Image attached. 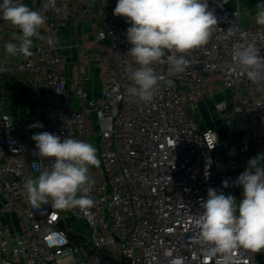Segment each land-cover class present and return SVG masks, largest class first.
<instances>
[{"label": "built area", "instance_id": "obj_1", "mask_svg": "<svg viewBox=\"0 0 264 264\" xmlns=\"http://www.w3.org/2000/svg\"><path fill=\"white\" fill-rule=\"evenodd\" d=\"M16 2L46 18L33 38V55L11 56L17 69L35 73L33 96L45 101L46 118L43 128L14 131L12 114L0 111V264H218L194 216L209 188L233 195L237 203L243 199L234 181L244 156L264 144V88L249 81L232 58L233 47L243 43H255L264 57L256 11L253 24L245 26L240 3L208 0L217 17L209 42L188 54L191 64L182 74H173L166 63L154 65L161 82L145 104L126 98L132 83L127 67L136 65L127 53L131 25L124 17L121 25L108 20L117 0ZM230 27L234 36L226 33ZM14 32L19 30L0 19V49L6 54ZM66 39L76 48L75 77L67 74ZM92 64L108 73L97 92L84 84ZM202 103L226 117L224 132L200 125ZM44 131L97 149L100 166L90 169L92 208L29 203L25 179L51 167L31 139ZM77 220L89 233L74 225ZM234 264H264V250L239 249Z\"/></svg>", "mask_w": 264, "mask_h": 264}, {"label": "clouds", "instance_id": "obj_2", "mask_svg": "<svg viewBox=\"0 0 264 264\" xmlns=\"http://www.w3.org/2000/svg\"><path fill=\"white\" fill-rule=\"evenodd\" d=\"M113 15L124 17L131 25L127 29L131 44L127 53L136 67H127L132 83L126 89V98L145 104L154 100L161 82L154 65L166 63L173 74L184 73L191 64L188 54L205 46L217 27L208 0H117ZM0 19L19 30L12 34L15 42L5 44V51L10 56L30 58L33 38H38L46 18L26 4L2 0ZM255 19L264 28V0L256 5ZM226 33L235 35L232 27ZM47 43L55 46V38L49 36ZM259 52L255 43L237 44L232 58L249 81L264 88V57ZM166 83L171 85L172 81ZM114 90L118 91V86ZM28 127L43 128V124L36 122ZM31 139L37 155L50 160L51 167L25 179L29 203L37 208L50 202L58 209L92 208L94 201L89 193L95 181L90 169L100 166L95 146L74 138L62 140L47 131L34 133ZM234 183L243 188L239 203L233 195L209 188L207 199L200 203L202 211L194 216L200 238L208 246L209 255L219 256L218 264H234V253L239 249L254 253L264 250V153L249 159ZM222 184L229 186L227 181Z\"/></svg>", "mask_w": 264, "mask_h": 264}, {"label": "crops", "instance_id": "obj_3", "mask_svg": "<svg viewBox=\"0 0 264 264\" xmlns=\"http://www.w3.org/2000/svg\"><path fill=\"white\" fill-rule=\"evenodd\" d=\"M73 43L68 39L65 40V49L70 57L67 67L69 77H75L79 74L76 69L77 55ZM15 61L16 59L0 49V111L11 113L14 121V131H22L28 125L45 120L46 103L44 100L35 99L33 96L35 73L17 69ZM100 70V66L96 64H92L87 69L84 75V84L88 91L97 92L101 85L108 81V73ZM204 106L207 105L202 103L201 107ZM209 112L211 116H204L201 111H197V119L200 125L202 127L216 125L221 132H224L226 127L222 122L226 117L216 114L212 110H209ZM259 146L253 147L252 152L244 158L246 157V160H249L260 154ZM246 167L247 162L243 167L244 170Z\"/></svg>", "mask_w": 264, "mask_h": 264}, {"label": "rangeland", "instance_id": "obj_4", "mask_svg": "<svg viewBox=\"0 0 264 264\" xmlns=\"http://www.w3.org/2000/svg\"><path fill=\"white\" fill-rule=\"evenodd\" d=\"M259 2H261V0H227V4H229L231 7H236L238 3L241 4L243 23L245 26H250L251 24H253V21L250 23V19L254 15V12L256 11V5ZM198 111H201L204 116H207V115L211 116L207 106L200 107ZM263 146L264 145L259 146L261 153H264V147ZM245 160H246V157L243 158V162L241 163V171L242 172L244 171L243 167L245 166V163L249 161L247 159L248 161L246 160V162H245ZM74 225L76 227H80V230H82L83 232L89 233V228L83 220H77L76 222H74Z\"/></svg>", "mask_w": 264, "mask_h": 264}, {"label": "water", "instance_id": "obj_5", "mask_svg": "<svg viewBox=\"0 0 264 264\" xmlns=\"http://www.w3.org/2000/svg\"><path fill=\"white\" fill-rule=\"evenodd\" d=\"M108 20L110 21H113L115 23H118V24H123V17L122 16H112V15H109L108 16Z\"/></svg>", "mask_w": 264, "mask_h": 264}]
</instances>
